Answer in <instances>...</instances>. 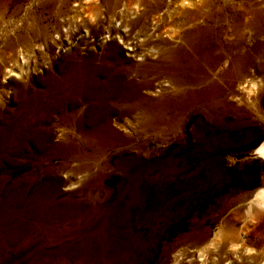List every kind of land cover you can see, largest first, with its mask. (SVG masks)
I'll return each mask as SVG.
<instances>
[{
    "label": "rangeland",
    "instance_id": "rangeland-1",
    "mask_svg": "<svg viewBox=\"0 0 264 264\" xmlns=\"http://www.w3.org/2000/svg\"><path fill=\"white\" fill-rule=\"evenodd\" d=\"M93 1L21 3L17 17L9 19L13 2L0 0L1 114L15 109L14 84L43 89L39 79L50 74L55 77L57 66L71 61L75 48L79 56H84L100 52L111 42L106 31L116 21L114 15L127 6L98 7ZM133 1L128 0L127 5L132 7ZM170 1L173 5L168 14L173 18L167 20L165 28L161 27L164 22H158L162 41L156 39L154 43L191 55L188 35L181 36L186 38L185 44L178 38L177 18L186 10L195 11L199 0L184 1L183 6L179 0ZM210 2L209 11L203 8L202 13L211 20L202 25L208 26L215 33L210 35L212 39L217 38L222 45L234 41V57L239 56L238 66L246 70L244 80L254 84L252 92L246 95L235 84L227 85L230 64L209 71L203 60L196 58L199 72L216 82L220 94L214 97L210 91L202 93L204 85L193 77L185 88L196 91L198 97L183 111L178 127L171 133L141 129L140 121L134 126L132 116H127L123 120L130 129L122 132L130 139L126 145L112 144L91 152L79 143L85 151L79 158L48 156L45 163L29 153L19 157L10 154L11 161L0 168V180L8 185L18 179L34 178V189L45 182L41 170L51 168L53 176L60 180L53 202L61 203L65 217L56 215L48 223H36L34 216L18 213L14 225H0V264H263L264 209L252 206L246 213V207L253 195L264 188V159L256 150L264 142V37L252 39L244 26L264 31V0ZM88 13L93 15L90 22L86 19ZM24 18L28 20L25 19L27 32L17 28V20ZM134 18L128 22L133 24ZM58 30L63 31L64 39L54 38L51 47L48 43L38 47L32 42H39L42 32L53 35ZM11 38L22 41L31 53L25 68L4 76L3 66L15 56L13 46L5 48ZM126 59V66L135 65V61ZM180 59L179 64L185 62ZM158 72L164 71L159 68ZM160 75L154 79L159 84L164 83ZM170 76L174 84L180 83L176 76ZM250 82L242 86L253 85ZM174 91L172 85L169 94L174 96ZM52 118L48 124L56 128L58 123ZM166 120L164 116L157 122ZM46 148L41 158L49 152ZM120 154L135 156L138 161H120ZM133 185L139 190L137 198L129 193ZM75 202L81 207L78 212ZM87 209L93 213L90 215ZM69 211H74L72 216ZM84 244H88L90 253Z\"/></svg>",
    "mask_w": 264,
    "mask_h": 264
},
{
    "label": "bare ground",
    "instance_id": "bare-ground-1",
    "mask_svg": "<svg viewBox=\"0 0 264 264\" xmlns=\"http://www.w3.org/2000/svg\"><path fill=\"white\" fill-rule=\"evenodd\" d=\"M10 1L13 2V8L9 12V19L18 14L21 3L33 4L41 2L43 4V1L47 0ZM58 1H64V4H71L70 0ZM184 1L188 0H179L178 4L183 6ZM93 2H96L98 7L106 4L110 6L115 4H123L125 6L126 4L127 6L125 10L120 9L114 15L116 21L112 23L111 27L109 26L110 29H108L109 27L106 28L108 32L105 30L111 42L100 52L85 53L84 56H79L75 48L72 56H70L71 61L57 66V75L55 77L50 74L45 78L39 79V82L44 84L43 89H35L32 85L27 84H14L13 98L14 102L16 101L15 109L12 112L9 111V113L6 111V114L0 113V168L2 164L11 161L9 159L10 154H12L11 156L19 157L29 153L39 157L40 159L38 160L45 163L48 162V156L57 155L61 159H70L73 155L79 158L85 153L79 143H81L82 148L86 147L91 152L95 149L102 150L112 144L126 145L130 142V139L126 135L124 136L122 132H127L130 129L123 120V117L127 116H132L134 120L131 124L134 126H137V121H140L141 129L151 130L159 134L171 133L175 130V127H178L177 122L180 115L183 114V111L187 109L193 99L198 97L194 93L196 91L185 88L187 84L191 83L193 77L196 78L195 82L204 85L203 89L201 88L202 93L205 94L206 91H210L209 93L214 95V97L220 94L216 82L210 76L207 77L206 74L199 72L196 58L203 60L209 71H214L224 64H230L231 74L228 84H226L229 87L235 84L237 90L244 91L246 95L252 92L254 84L244 80L246 70L244 67L238 66L239 56L235 54L236 57H234V41L222 45L217 38L212 39L211 36H214L215 33L213 34L208 26L202 25V23L210 22L211 20V16H205L206 11H203L205 15L202 13L203 8L208 9L211 3L210 0H199L200 6L198 5L199 7L195 11L189 12V10H186L187 12H181L182 14L177 18V28L180 33L178 38L180 40L182 34L188 35V37H185H187V41L190 39L189 42L192 46L191 55L185 51H180L179 48L168 49V52L167 49L158 47L157 43L159 42L154 43L156 39L162 41L161 33L157 31L159 29L157 27L158 22H164L161 27L165 28L168 24L166 23L167 20L173 18V15L170 16L168 14L170 7L173 5L172 1L134 0L132 7L127 5L128 0H94ZM90 4L92 5V2ZM186 5H188V2ZM177 10H180V7ZM31 15L33 16V14ZM26 16L28 15L26 14ZM92 17L93 15L88 13L87 21L90 22ZM132 17H135V20L133 19L134 22L132 21L133 24L128 22ZM25 19L22 21L20 19L17 20L19 23L17 28L20 30L24 29L27 32ZM26 21L28 20L26 19ZM11 25L13 26V24ZM63 26L60 24V27ZM244 27L250 30L252 39L261 38L262 40L264 37V31H255L248 24ZM17 28L15 27V30ZM127 28L128 31H125ZM62 32L58 30L53 35L43 34L42 32V34L40 33L39 42L36 40L32 42H36L38 47L46 43L51 47L52 43H54V38L64 39ZM15 38L9 39L6 43L7 47L5 48L11 45L16 50L12 60L3 66L4 76L10 75L14 70H19L20 72L21 69L25 68L29 53H31L30 49L22 44V41L18 42ZM183 39L181 41L185 44L186 38ZM261 45L264 48V43ZM236 52L238 53V51ZM190 56L192 57L188 59ZM3 57L6 59L5 56ZM126 58H130V61H135L133 63L135 65L126 66L124 64L125 60H127ZM180 58H184L185 62L179 64L177 61ZM181 59L180 61H184V59ZM67 60H69V57ZM159 68L163 69L164 72H158ZM158 73H162L164 83L159 84L158 80H154L160 78L157 76ZM167 74L176 76L180 83L175 82L174 84L170 78L171 76ZM243 82H246V84L250 82L253 85L242 86ZM172 85L175 87L174 92H176L175 95L173 94L174 96L169 94ZM197 94L200 95V93ZM231 94L233 95V93ZM155 95H158V98L152 99L151 97ZM52 116L58 123L56 128L61 126L58 132H55V126L51 125L52 128L48 124ZM135 116L137 119L134 118ZM164 116H167V120L164 123L157 122ZM47 146L49 147V152L47 150V155L41 158V151ZM256 150L261 153L264 159V142ZM126 159L130 164L135 160L138 161L135 156L129 154L128 156L123 154L118 156L120 161ZM58 169L57 172L59 171ZM40 173L45 182L39 183L34 189L32 188L34 186L33 183H35L34 178L18 179V181L8 185H5V181L0 180V225H14L15 216L18 213L34 216L35 219L33 220L36 223H48L56 215L65 217L63 215L65 213H62L64 208L60 207L61 203L53 202L57 187L60 184L58 176H53L54 172L51 168H44ZM138 192L137 185H133L129 193L137 198ZM74 205L76 210L73 209L78 212V208L81 207L77 202ZM252 206L264 209V188L253 195L251 201L247 204L246 213L251 212ZM73 212L69 211L68 215L72 216ZM88 212L91 215L93 210L89 209ZM83 247L89 252L88 244H84ZM262 263L264 264V260Z\"/></svg>",
    "mask_w": 264,
    "mask_h": 264
}]
</instances>
